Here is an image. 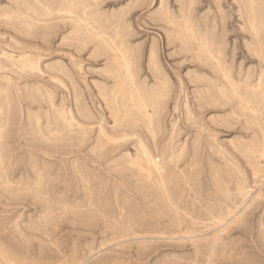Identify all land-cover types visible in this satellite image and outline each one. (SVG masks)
Here are the masks:
<instances>
[{"label": "rangeland", "instance_id": "rangeland-1", "mask_svg": "<svg viewBox=\"0 0 264 264\" xmlns=\"http://www.w3.org/2000/svg\"><path fill=\"white\" fill-rule=\"evenodd\" d=\"M0 264H264V0H0Z\"/></svg>", "mask_w": 264, "mask_h": 264}]
</instances>
